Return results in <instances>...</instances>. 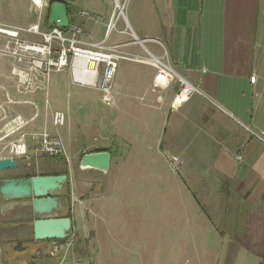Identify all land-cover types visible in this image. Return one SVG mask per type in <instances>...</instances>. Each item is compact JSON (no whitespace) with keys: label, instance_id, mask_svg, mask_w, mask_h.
<instances>
[{"label":"crops","instance_id":"1","mask_svg":"<svg viewBox=\"0 0 264 264\" xmlns=\"http://www.w3.org/2000/svg\"><path fill=\"white\" fill-rule=\"evenodd\" d=\"M20 1L0 2V23L47 27L51 2H69L68 18L82 27L80 37L98 42L111 16L104 0H46L41 10L29 0ZM136 3L129 30L121 24L108 42L125 44L124 51L142 58L163 56L200 93L173 106L180 89L176 80L154 88L152 65L122 59L111 82L112 103H105L98 89L73 82L68 72L67 84L90 87L98 93L93 97L108 106H97L89 135L71 125L53 129L82 154H110L106 171L78 167L74 178L84 181L69 192L80 211L78 228L93 242L89 264L187 262L189 239L198 238L201 223L232 242L264 238V0ZM12 67L0 60V103L9 113L17 110L24 117L29 101L41 110L45 101L56 106V99L42 102L39 92L29 95L18 88ZM63 85L52 83L51 93ZM171 155L184 161L178 171L168 164ZM35 219L30 199L0 195L1 264H54L52 246L66 242L35 240ZM26 248L24 260L15 261L12 255Z\"/></svg>","mask_w":264,"mask_h":264},{"label":"rangeland","instance_id":"2","mask_svg":"<svg viewBox=\"0 0 264 264\" xmlns=\"http://www.w3.org/2000/svg\"><path fill=\"white\" fill-rule=\"evenodd\" d=\"M8 3L13 2L14 0H0V2ZM121 3L125 2V16L128 20L129 24H133V10L136 9L137 3L134 4L135 0H120ZM15 3H21L20 0H15ZM69 9H71L70 3L67 2ZM103 6L105 8H109L112 12L113 9V1L104 0ZM73 24V23H71ZM121 24H124L126 28V23L120 19L116 27L118 28ZM51 26L45 25L44 29H49ZM39 28L43 30V28L39 25ZM67 31V30H66ZM111 32H114L112 30ZM10 40V46L15 47L16 44H21L22 46H33L34 48H43V40L40 35L34 33H20L16 38H0V48L4 46L7 41ZM146 47H150V43H145ZM48 48V47H47ZM142 48V47H139ZM53 49H57V46H52L50 49V54H46L45 51L38 52L30 49L23 50L17 59L14 55H1L0 60H7L12 63V68H17L27 75V94H35L39 92L41 94L42 102L44 100L52 101L56 99V106L50 107L47 105V101H45V110H41V105L38 103L35 105L34 103H28V110L23 112L24 117H28L25 120L24 117L21 116V112L17 110H10V117L14 119L16 116L20 115L24 121V124L19 129H11L13 132L5 136V131L2 128L5 120H0V158L5 156H10L9 151V143L15 142L23 133H31V132H39L43 129L48 130L51 133L55 131L53 129L63 128L68 130V125L73 126V130L81 129L84 134L85 130H87L85 135H89L92 132L91 123L96 120L94 118L93 113L99 111L98 108H107L105 104L101 103L97 97H93L92 94L98 95L96 91L91 89L90 87L79 86L74 84H67V76L68 72H70V62L68 60L67 65L61 71H56L54 67L48 66L49 62H52L57 59L58 53ZM14 79L18 81L19 77L17 73H12ZM56 81L63 82L65 85L57 92L53 90V94L51 93L50 85ZM19 82H17V85ZM25 86H18V88H24ZM18 90V89H17ZM95 98V102H91L90 99ZM14 102H12L13 104ZM98 106V108H97ZM55 109H60L66 116L65 123L63 125H55L53 123V113ZM21 113V114H20ZM26 121V122H25ZM13 126L16 127V124L13 123ZM95 130V129H94ZM98 130V129H97ZM96 130V131H97ZM99 131V130H98ZM68 132V131H67ZM98 137L97 134H92V137ZM65 142V156L58 157H50L45 155L32 156L31 159H26L18 156H12L17 160V167L13 169H6L0 171V179L3 176H11L12 178L19 177H27L33 174L36 175H49L54 173H62L66 172L67 180L60 191V197L66 192L72 191L71 187L74 186L75 183L79 185V182L84 181V177L77 178L76 170L80 167V159L82 157V153L80 150L75 148L76 146L71 145L69 140ZM87 143V142H84ZM28 148L33 149V143L28 137ZM70 176V177H69ZM73 177V178H72ZM75 179L77 182H75ZM71 195V193H70ZM74 198L77 195L74 193ZM81 197H84V192L81 193ZM62 203V200H61ZM69 213L74 217L72 220V227L68 232L66 238L62 240V242H70V246L66 251H61L57 256L54 257V264H66L69 262H73V264H89L91 261V257L94 254V249L92 247V243L90 242L89 236L84 235L82 230H79L80 221H77L80 217L79 208L75 207V212H73V200L72 196L67 202ZM64 214V208L62 204V208L58 211V216ZM192 218V216H191ZM196 228V227H194ZM240 233V232H234ZM258 233V231H254L253 235ZM198 238L194 240V238H190L188 242V260L183 258L181 264H264V258L262 255L264 254V238H255L251 242L247 241H229L225 240L217 236V232L211 228H206L205 225H200L198 228ZM196 238V237H195ZM52 241V240H50ZM49 242V241H46ZM128 242H126V245ZM22 250V251H21ZM30 251L29 248L20 249L18 252L14 253L12 256L15 261L24 260L26 254ZM9 253V252H8ZM115 254V251H114ZM74 258V261H71V258ZM1 264V263H0Z\"/></svg>","mask_w":264,"mask_h":264},{"label":"built area","instance_id":"3","mask_svg":"<svg viewBox=\"0 0 264 264\" xmlns=\"http://www.w3.org/2000/svg\"><path fill=\"white\" fill-rule=\"evenodd\" d=\"M29 1L38 10H41L46 2V0ZM111 1H113V9L106 25L104 38L101 41L90 42L82 39L80 37L82 34V27L75 23L68 25L67 31H63L61 27L55 25L49 29L42 30L39 28L38 22H35L28 27H18L0 23V38H16L18 34L25 32L38 34L43 40L42 49L34 48L33 46L24 47L21 44H16L15 47H12L10 46L11 41L8 40L7 43L0 48V54L14 55L18 59L23 50L30 49L35 51L36 49H40L41 52L45 51V53L49 55L52 46L56 45L57 49L53 50L58 53V57L56 60L49 62L48 66L54 67L56 71H61L67 65L69 60L72 81L95 87L100 91L101 99L105 103H112L111 82L115 75L118 62L122 59L135 60L152 65L156 70L152 82L154 88H164L176 80L179 83L180 89L172 103L173 106H177L179 102L188 99L195 93H200L198 88L177 74L176 71L165 62L163 56L149 54L148 57L142 58L124 51L123 47L125 44H112L108 42V37L112 33L111 31H117L116 24L120 19L126 23L125 30H129L125 16V2L121 3L120 0ZM79 14L84 17L92 18V16L86 11H80ZM125 30L119 32L122 33L125 32ZM133 43L142 45V40L134 38ZM12 73H17L19 77L18 86L24 85V89L27 90V74L17 68H12ZM254 81L255 76H251L250 82L254 83ZM6 102L9 103V99H7ZM5 105V103H0V120H5L2 128L7 137L13 132L11 129H19L23 126L24 121L20 115L11 119L9 111ZM65 119L66 116L63 112L55 111L53 113V123L55 125H63ZM13 123L16 124V127L13 126ZM254 135L257 138L262 139L260 135ZM28 137L33 143V149L31 150L28 148L27 144ZM9 151V157L18 156L26 159H31L32 156L38 155L50 157L66 155L62 136L55 132L51 133L46 129L28 134L23 133L15 142L9 143ZM237 158H240V156H237ZM168 164L172 170L178 171L184 164V161L179 156L171 155L168 157ZM69 246L70 242H66L64 245L56 243V245L52 246L49 254L54 258L59 254L61 249L66 251Z\"/></svg>","mask_w":264,"mask_h":264},{"label":"water","instance_id":"4","mask_svg":"<svg viewBox=\"0 0 264 264\" xmlns=\"http://www.w3.org/2000/svg\"><path fill=\"white\" fill-rule=\"evenodd\" d=\"M48 22L62 28L68 27L67 6L62 1L50 4ZM110 154L107 151L84 153L80 159L81 168L106 171ZM17 167V160L5 156L0 158V171ZM67 180V174L35 175L31 177L0 179V195L5 200L30 199L36 219L33 221L35 240L58 242L67 237L72 227L70 216H58L62 208L60 191Z\"/></svg>","mask_w":264,"mask_h":264},{"label":"trees","instance_id":"5","mask_svg":"<svg viewBox=\"0 0 264 264\" xmlns=\"http://www.w3.org/2000/svg\"><path fill=\"white\" fill-rule=\"evenodd\" d=\"M67 6V5H66ZM67 9H68V12H69V7L67 6ZM49 15V14H48ZM48 15H47V17H46V21H47V23H48V25L49 26H53V25H50L49 24V22H48ZM71 23H70V21H69V25H70ZM61 29L63 30V31H66L68 28L67 27H65V28H62L61 27ZM62 173H64V174H66V172H62ZM62 173H54V174H62ZM36 174H33V175H30V176H27V177H31V176H35ZM44 175H46V174H44ZM49 175H51V174H49ZM62 204H63V208H64V214H62L61 216H71V214L69 213V208H68V204H67V202H69V192H66L65 194H64V196H62ZM58 242H62V240H59ZM262 258H264V254L262 255ZM261 264V263H260Z\"/></svg>","mask_w":264,"mask_h":264},{"label":"bare ground","instance_id":"6","mask_svg":"<svg viewBox=\"0 0 264 264\" xmlns=\"http://www.w3.org/2000/svg\"><path fill=\"white\" fill-rule=\"evenodd\" d=\"M37 51L41 52L40 49H36Z\"/></svg>","mask_w":264,"mask_h":264}]
</instances>
